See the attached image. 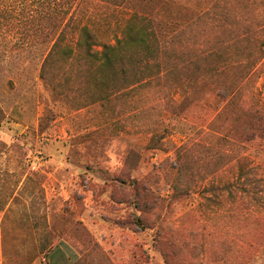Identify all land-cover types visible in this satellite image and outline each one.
I'll list each match as a JSON object with an SVG mask.
<instances>
[{
  "label": "rangeland",
  "instance_id": "374dc122",
  "mask_svg": "<svg viewBox=\"0 0 264 264\" xmlns=\"http://www.w3.org/2000/svg\"><path fill=\"white\" fill-rule=\"evenodd\" d=\"M72 14L103 42L147 16L182 61L44 81L47 18ZM257 112L264 0H0V264H264V139L240 136Z\"/></svg>",
  "mask_w": 264,
  "mask_h": 264
},
{
  "label": "trees",
  "instance_id": "16d2710c",
  "mask_svg": "<svg viewBox=\"0 0 264 264\" xmlns=\"http://www.w3.org/2000/svg\"><path fill=\"white\" fill-rule=\"evenodd\" d=\"M115 7L120 5L116 4ZM47 24L45 39L51 47L41 68L40 78L44 81L48 80V70L53 64L76 63L80 68L77 77L87 78L90 74V80L105 88H109L118 78L125 83L134 80L147 83L159 76L163 67L177 60L182 61L175 53L163 49L165 42L160 41L153 20L147 16L132 14L122 26H118L121 30L119 34L115 33L105 42L100 41L88 21L76 20L74 14L69 19H57L49 15ZM183 62L193 64L190 60ZM132 68L138 69L137 74H130ZM192 71V77H200L199 69ZM251 119L240 133L241 139L246 142L264 139V113L257 112ZM253 175L256 173L251 169H243L238 179L258 189L259 182ZM250 188L243 190L248 191Z\"/></svg>",
  "mask_w": 264,
  "mask_h": 264
}]
</instances>
